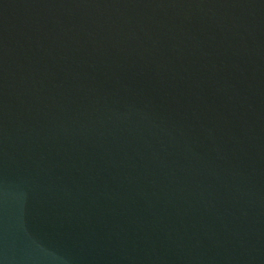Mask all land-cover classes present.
I'll return each mask as SVG.
<instances>
[{
	"label": "water",
	"instance_id": "water-1",
	"mask_svg": "<svg viewBox=\"0 0 264 264\" xmlns=\"http://www.w3.org/2000/svg\"><path fill=\"white\" fill-rule=\"evenodd\" d=\"M0 264H264V0H0Z\"/></svg>",
	"mask_w": 264,
	"mask_h": 264
}]
</instances>
